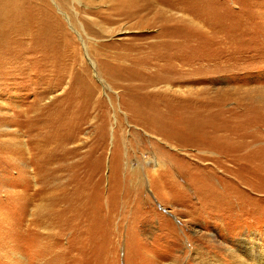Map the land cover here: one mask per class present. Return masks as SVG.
I'll list each match as a JSON object with an SVG mask.
<instances>
[{"label": "rangeland", "instance_id": "374dc122", "mask_svg": "<svg viewBox=\"0 0 264 264\" xmlns=\"http://www.w3.org/2000/svg\"><path fill=\"white\" fill-rule=\"evenodd\" d=\"M32 6L59 55L0 67V264H263L264 0ZM40 92L65 142L42 167L20 130Z\"/></svg>", "mask_w": 264, "mask_h": 264}, {"label": "bare ground", "instance_id": "6f19581e", "mask_svg": "<svg viewBox=\"0 0 264 264\" xmlns=\"http://www.w3.org/2000/svg\"><path fill=\"white\" fill-rule=\"evenodd\" d=\"M32 2L33 0H7L0 7V67L7 66V68L13 72L17 71L18 67L20 68L18 71L21 75L30 68L33 71L35 70V72L46 70V67L40 63L45 61L48 62L49 60L54 61V58L59 55L55 51L54 56H51V54H47L45 51V48L52 45L47 44V42L45 43V38L47 36L60 39L61 25L59 19L51 10H46L45 14L42 13L43 8L33 7ZM22 19L32 24L35 29L23 28L18 22ZM51 37H49V39ZM27 41L31 42L33 45H31V47H22V44H26ZM49 52L51 51L49 50ZM122 59L124 62L131 60L135 62L136 66H139V58L132 60L127 54H123ZM28 60L30 64H27ZM19 62L25 64L17 65L16 63ZM162 69L164 72H168L171 69V63H168L167 66ZM163 79L164 78L153 80L151 83L147 80L141 90L151 85L159 84ZM137 91H139V87ZM43 96L44 93L40 92L31 103V109L29 108L25 111L24 120L22 121L23 126L20 129L23 131V135L28 138L29 147L27 151V163L40 167L55 159L65 160L64 154H62V157L54 152L55 150H64L65 142L62 138L63 135L59 132V127L58 129H49V131L46 128L47 117L44 110L45 106L41 103ZM136 102L139 103V100ZM21 160L24 159L22 158ZM21 160L20 162L22 164Z\"/></svg>", "mask_w": 264, "mask_h": 264}]
</instances>
